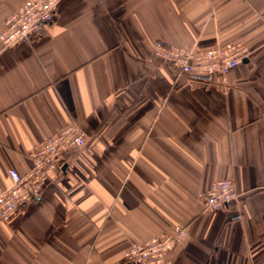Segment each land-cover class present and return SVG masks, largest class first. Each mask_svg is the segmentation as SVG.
I'll return each instance as SVG.
<instances>
[{
    "label": "crops",
    "instance_id": "0c3cea01",
    "mask_svg": "<svg viewBox=\"0 0 264 264\" xmlns=\"http://www.w3.org/2000/svg\"><path fill=\"white\" fill-rule=\"evenodd\" d=\"M22 2L0 0V31ZM158 40L250 54L204 85L157 60ZM69 123L85 145L0 218V264H129L127 248L175 226L170 264H264V0H60L40 34L0 41V192ZM219 179L240 196L206 211Z\"/></svg>",
    "mask_w": 264,
    "mask_h": 264
},
{
    "label": "built area",
    "instance_id": "2783aa9c",
    "mask_svg": "<svg viewBox=\"0 0 264 264\" xmlns=\"http://www.w3.org/2000/svg\"><path fill=\"white\" fill-rule=\"evenodd\" d=\"M60 0H23L17 10L4 21L0 41L4 48L26 42L54 20ZM153 54L157 60L171 66L177 75L204 85L216 76L226 75L247 59L250 49L240 41L228 42L203 51L166 45L156 41ZM86 132L76 123H69L59 132L45 138L28 152L32 165L25 173L8 169L9 186L0 192V218L10 220L19 207L37 199L48 183L51 173L63 165L65 154L85 145ZM240 193L230 179L214 180L202 195L203 209L219 211L238 200ZM240 219L239 213L233 217ZM184 228L175 226L167 231L127 248L125 261L129 264H170L169 252L180 244Z\"/></svg>",
    "mask_w": 264,
    "mask_h": 264
},
{
    "label": "water",
    "instance_id": "95a60500",
    "mask_svg": "<svg viewBox=\"0 0 264 264\" xmlns=\"http://www.w3.org/2000/svg\"><path fill=\"white\" fill-rule=\"evenodd\" d=\"M65 167H66V164H63V165H62V168L64 169Z\"/></svg>",
    "mask_w": 264,
    "mask_h": 264
}]
</instances>
